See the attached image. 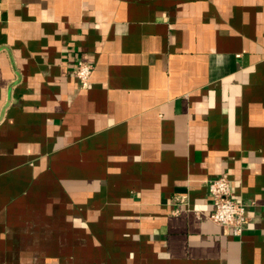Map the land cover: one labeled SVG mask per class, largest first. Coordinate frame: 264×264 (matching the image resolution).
Segmentation results:
<instances>
[{"label":"crops","instance_id":"obj_1","mask_svg":"<svg viewBox=\"0 0 264 264\" xmlns=\"http://www.w3.org/2000/svg\"><path fill=\"white\" fill-rule=\"evenodd\" d=\"M0 264H264V0H0Z\"/></svg>","mask_w":264,"mask_h":264},{"label":"built area","instance_id":"obj_2","mask_svg":"<svg viewBox=\"0 0 264 264\" xmlns=\"http://www.w3.org/2000/svg\"><path fill=\"white\" fill-rule=\"evenodd\" d=\"M94 65L84 60L76 64L75 74L83 90L90 87ZM209 192L213 199L214 211L209 221L224 229L225 233L241 238L247 224L244 206L232 198V183L222 176L209 184Z\"/></svg>","mask_w":264,"mask_h":264}]
</instances>
